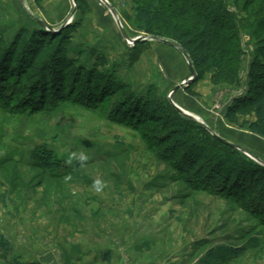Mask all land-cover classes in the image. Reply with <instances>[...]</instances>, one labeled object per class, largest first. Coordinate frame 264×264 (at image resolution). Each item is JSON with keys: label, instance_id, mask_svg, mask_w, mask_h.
Listing matches in <instances>:
<instances>
[{"label": "rangeland", "instance_id": "1", "mask_svg": "<svg viewBox=\"0 0 264 264\" xmlns=\"http://www.w3.org/2000/svg\"><path fill=\"white\" fill-rule=\"evenodd\" d=\"M108 1L129 37L149 35L136 22L133 0ZM155 1L159 6L167 2ZM77 6L73 14L74 0H44L42 6L34 0H0V40L10 44L25 30L58 33L71 26L66 45L70 57L90 67L98 56H105L103 73L137 93L151 90L162 100H170L172 89L191 76L183 53L160 41L146 40L133 58L136 44L124 37L101 0ZM229 7L239 20L248 19L247 11H239L231 0ZM248 24L241 35L245 53L238 83L216 85L208 73L189 84L197 95L188 93L186 86L172 99L221 137L264 161V137L242 126L254 117L242 118L239 124L226 118L228 106L248 88L256 51L251 27L255 24L250 19ZM22 77L15 84L0 79V86L30 88L31 76ZM66 82L69 86L71 77ZM117 100L113 97L99 108L65 100L34 112L0 105V235L12 247L7 257L0 252V264L16 259L34 264H107L98 258L80 260L72 249L81 245L112 246L120 255L113 264H264V220L258 212L222 195L221 189H194L179 180L176 168L160 153L167 145L149 148L142 131L113 120L110 111ZM42 149L54 155L66 175L55 177L34 163L33 156ZM81 151L90 159L70 162L71 153ZM205 161L198 164H208ZM97 179L106 184L100 193L93 187ZM230 248H243L244 255L222 261L230 256Z\"/></svg>", "mask_w": 264, "mask_h": 264}, {"label": "trees", "instance_id": "2", "mask_svg": "<svg viewBox=\"0 0 264 264\" xmlns=\"http://www.w3.org/2000/svg\"><path fill=\"white\" fill-rule=\"evenodd\" d=\"M34 1L42 6L44 0ZM133 1L138 26L149 35L178 42L195 67V81L211 73L216 85L240 81L241 57L245 53L241 35L249 19L253 21L256 51L247 74L248 88L228 106L226 118L239 124L242 118L252 116L254 120L245 119L242 126L264 137V0H231L239 11H247L248 19L241 20L230 9V0H167L163 6L155 0ZM78 3L85 4V0ZM71 29L68 26L58 33L44 28L32 33L25 30L10 44L0 40V79L15 84L25 73L31 76L32 84L30 88L0 86L1 106L10 104L18 111L34 112L50 109L51 103L56 106L66 100L99 108L118 97L110 111L113 120L142 131L149 148L160 150V146L167 145L160 153L176 168L179 180L194 189L215 192L221 189L222 195L234 197L246 207L250 205V210L258 212L264 220L263 164L219 139L203 124L180 112L170 100H162L151 90L148 94L137 93L112 74L103 73L108 64L105 56H98L90 67L70 57L66 45ZM147 42L136 43L132 48L133 58L137 59L138 47ZM50 77L53 80L50 81ZM68 77H71L69 86ZM39 79L42 81L38 83ZM186 90L197 95L189 85ZM33 158L34 163L44 167L50 175L67 174L61 173L54 155L47 150L42 149ZM203 159L208 164H198ZM11 249V243L0 235L2 256L7 257ZM230 250V256L222 261L244 255L243 248ZM9 264L34 263L16 259Z\"/></svg>", "mask_w": 264, "mask_h": 264}, {"label": "water", "instance_id": "3", "mask_svg": "<svg viewBox=\"0 0 264 264\" xmlns=\"http://www.w3.org/2000/svg\"><path fill=\"white\" fill-rule=\"evenodd\" d=\"M22 1V0H21ZM108 8L109 10L112 12L117 24L119 25V27L121 28V31L124 35V37L128 40H131L133 41V44L135 45L136 43L140 42V41H146V40H156V41H160V42H163V43H166V44H169V45H172V46H175L177 47L182 53L183 55L185 56L189 66H190V70H191V76L184 80L181 84L177 85L176 87H174L170 93V100L171 102L173 103V105L180 111L182 112L183 114L189 116L190 118L200 122L201 124H203L212 134H214L215 136H217L219 139H221L222 141L228 143L229 145L235 147L236 149H239L240 151L244 152L245 154H247L248 156H250L251 158H253L254 160L258 161L259 163L263 164L264 165V161L261 160L260 158L254 156L253 154H251L249 151H247L245 148L233 143V142H230L228 140H226L225 138L221 137L219 134H217L208 124H206L200 116L190 112V111H187L185 110L184 108H182L181 106H179L173 99H172V96L174 93H176L177 91H179L181 88L183 87H186L188 86L195 78L196 76V70H195V67L191 61V58L189 56V54L181 47L179 46L178 44H176L175 42L171 41V40H168L166 38H162V37H158V36H152V35H145V36H139L137 38H131L129 37V35L127 34V32L125 31L122 23H121V20L119 18V15L117 13V11L115 10V8L111 5V3L108 1V0H101ZM74 3H75V9L73 11V14L76 12L77 10V4H78V1L77 0H74ZM38 22L40 24H42L43 26H46V24L39 20L38 19ZM65 26V25H64ZM63 26V27H64ZM63 27L60 29L62 30ZM59 30V31H60ZM54 31V30H53Z\"/></svg>", "mask_w": 264, "mask_h": 264}, {"label": "crops", "instance_id": "4", "mask_svg": "<svg viewBox=\"0 0 264 264\" xmlns=\"http://www.w3.org/2000/svg\"><path fill=\"white\" fill-rule=\"evenodd\" d=\"M180 92V91H179ZM182 95V94H181ZM179 102L184 104L180 99ZM151 244L148 246L150 248ZM98 247V246H97ZM74 254L78 253V257L81 259H85V261L89 262L95 258L100 259L101 262H106L107 264L117 263L116 260L120 258V255L114 251L112 246H104V247H93L92 245H84L80 246V249L73 248ZM92 262V261H91Z\"/></svg>", "mask_w": 264, "mask_h": 264}, {"label": "clouds", "instance_id": "5", "mask_svg": "<svg viewBox=\"0 0 264 264\" xmlns=\"http://www.w3.org/2000/svg\"><path fill=\"white\" fill-rule=\"evenodd\" d=\"M90 159L89 155L85 152H72L70 156V162L72 160L78 161L81 164L86 163ZM93 187L97 193H100L103 191V189L106 187V184L102 182L101 180L97 179L93 182Z\"/></svg>", "mask_w": 264, "mask_h": 264}]
</instances>
